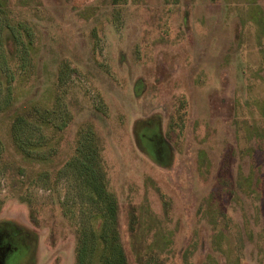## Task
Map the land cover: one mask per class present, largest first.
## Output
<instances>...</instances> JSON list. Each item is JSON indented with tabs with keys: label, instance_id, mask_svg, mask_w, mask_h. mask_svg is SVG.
Masks as SVG:
<instances>
[{
	"label": "rangeland",
	"instance_id": "1",
	"mask_svg": "<svg viewBox=\"0 0 264 264\" xmlns=\"http://www.w3.org/2000/svg\"><path fill=\"white\" fill-rule=\"evenodd\" d=\"M11 4V17L36 24L42 63L26 87L12 84L15 105L54 104L58 68L69 64L62 90L74 120L61 159L72 154L79 124L96 122L125 225L129 206L138 207L139 225L126 234L130 263L264 264V0ZM6 62L0 43V106ZM153 116L161 118L170 156L138 145L135 128L159 136ZM8 127L2 114L0 149L8 148L0 159V221L33 234L30 264H75L85 199L72 177L52 190L29 185L25 197L39 211L34 225L13 194L23 165ZM25 166L29 173L46 167Z\"/></svg>",
	"mask_w": 264,
	"mask_h": 264
},
{
	"label": "trees",
	"instance_id": "2",
	"mask_svg": "<svg viewBox=\"0 0 264 264\" xmlns=\"http://www.w3.org/2000/svg\"><path fill=\"white\" fill-rule=\"evenodd\" d=\"M19 1L24 7L32 0ZM12 12L11 0H0V43L6 56L5 77L8 82L0 114L6 115L9 120L8 138L15 155L20 158L23 165L17 170L18 177L15 183L17 191L13 194L27 204L31 222L39 226V211L33 209L25 197L29 185L43 183L45 188L52 190L57 187L63 176L72 177L78 192L85 199L83 207L85 226L76 229L75 264H131L126 234L136 230L139 225L136 214L138 207L129 206L125 225L122 222V205L110 187L105 143L96 128V122L85 120L79 124L72 154L66 159H61L65 135L74 120L73 115L68 113L64 103L65 91L62 90L63 81L69 75V64L63 62L58 68L54 104L15 105L17 95L12 84L16 81L20 86L26 87L39 74L42 63L39 59V32L36 24L28 20H17L10 16ZM93 113L104 114L99 109H95ZM98 120L96 121L99 122ZM154 120L155 126L149 125L147 121L141 126L153 127L162 139L157 134L147 138L139 128L137 130L135 128L138 145L145 151L144 142H149L159 151L165 152L166 149L170 156L173 149L165 140L161 118L153 116L148 121ZM7 148V144H3L0 159H3ZM35 164L46 167L29 173L25 165ZM64 206L63 202L60 203L59 210L63 216H67L69 211ZM151 256L157 260L158 256L155 254Z\"/></svg>",
	"mask_w": 264,
	"mask_h": 264
},
{
	"label": "flooded vegetation",
	"instance_id": "3",
	"mask_svg": "<svg viewBox=\"0 0 264 264\" xmlns=\"http://www.w3.org/2000/svg\"><path fill=\"white\" fill-rule=\"evenodd\" d=\"M36 239L26 228L0 221V264H30Z\"/></svg>",
	"mask_w": 264,
	"mask_h": 264
}]
</instances>
